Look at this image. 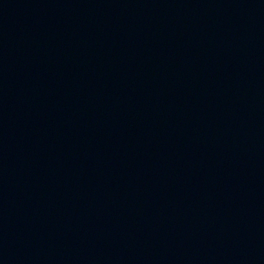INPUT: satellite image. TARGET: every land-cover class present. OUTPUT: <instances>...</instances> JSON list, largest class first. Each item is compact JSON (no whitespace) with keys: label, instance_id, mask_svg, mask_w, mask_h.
<instances>
[{"label":"water","instance_id":"obj_1","mask_svg":"<svg viewBox=\"0 0 264 264\" xmlns=\"http://www.w3.org/2000/svg\"><path fill=\"white\" fill-rule=\"evenodd\" d=\"M0 264H264V0H0Z\"/></svg>","mask_w":264,"mask_h":264}]
</instances>
